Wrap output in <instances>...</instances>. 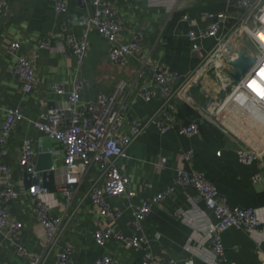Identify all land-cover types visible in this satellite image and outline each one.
<instances>
[{
    "label": "crops",
    "instance_id": "crops-1",
    "mask_svg": "<svg viewBox=\"0 0 264 264\" xmlns=\"http://www.w3.org/2000/svg\"><path fill=\"white\" fill-rule=\"evenodd\" d=\"M84 1L86 9L92 10L93 0ZM105 1L114 4L123 19V43L130 40L133 32L144 33L143 57H147V64L146 60L135 58H130L127 65L111 62L109 42L96 32L90 34L86 60L78 64L71 53L63 51L59 34L69 31L80 37L83 23L75 22V18L67 21L66 16L57 17L53 0H6L10 12L0 17V103L19 106L29 117H37L41 110L61 107L67 100L66 95H58L52 89L56 83L70 90L76 79H87L82 96L95 100L100 93L110 95L116 82L125 79L128 88L132 87L134 98L122 127V132L127 133L133 119L147 120L162 102L150 61L167 65L183 75L200 67L204 72L201 82L193 88L192 94L175 96L173 103L175 117L184 122L198 120L201 131L193 137H185L176 130L162 134L154 125L150 126L129 148L127 157L118 160L119 169L130 178L128 189L137 194L135 197H127L126 194L107 197L110 206L120 211V215L110 217L101 213L92 198L93 186L97 185L100 175L99 166H92L82 175H71L68 189L72 197L69 199L61 189L66 181L63 145L52 141V154L57 166L54 171L56 188L50 190V200L55 205L52 214L63 216L67 221L62 244L71 247L75 264H92L104 255L113 256L122 264H143L147 251L159 261L174 259L180 264H211L210 230L217 220L193 188L177 186L173 195L153 207L141 230H136L133 225L134 209L172 186L177 168L183 165L188 171L205 173L228 207H252L257 210L258 217L263 221L260 228L248 232L231 227L222 233V241L230 264H264V181L253 182L256 173L264 177V104L239 85L262 54L259 50L256 54L247 52L250 57L245 58L247 67H240L242 63L233 61L227 62L231 64L227 69L226 64L216 60L221 50L216 47L215 38L204 39L200 41L203 48L193 49L187 36L191 26L183 20L184 15L196 19L194 30L199 32L209 26L210 13L236 15L237 0ZM68 6L70 16L83 17L87 14L80 6V0H68ZM52 33L56 34L55 38H51L54 50H40L39 42ZM13 42L21 43L19 55L29 56L34 51L39 54L35 62L36 88L28 94L23 92L22 83L13 74L17 57L8 51ZM231 46L225 49V58L240 53L237 47ZM260 67L264 69V60ZM261 69L249 90L264 101ZM141 86L150 87L156 97L150 102L144 101L136 94ZM28 137L34 140L39 154L43 135L28 121H23L13 130L2 160L12 165L13 185L23 193L11 206L13 215L22 223L20 242L29 251L42 253L44 229L26 192V174L18 164L20 147ZM244 147L260 154L251 165L242 164L238 158V150ZM187 151L193 153L190 161L183 160ZM100 184L103 185L102 182ZM109 228L129 236L144 234L149 239V248H129L115 238L105 246L99 245L95 233ZM15 250L12 239L4 240L0 236V263L30 264ZM56 259L57 251L51 254L46 264H55Z\"/></svg>",
    "mask_w": 264,
    "mask_h": 264
},
{
    "label": "built area",
    "instance_id": "built-area-1",
    "mask_svg": "<svg viewBox=\"0 0 264 264\" xmlns=\"http://www.w3.org/2000/svg\"><path fill=\"white\" fill-rule=\"evenodd\" d=\"M57 17L66 16L65 20L72 21L68 15V0H53ZM85 2V1H84ZM86 8H87V3ZM238 12L231 16L228 12L217 14L210 13L209 26L199 32L194 30L197 26L196 19L184 15L183 20L188 22L191 29L187 36L191 40L193 49L203 48L200 41L208 38L216 39V47L220 50L229 32L236 26L239 31L249 34L259 45L261 58L256 66L247 76L239 82V85L247 90L257 101H264L256 97L250 90L251 82L256 79L255 75L262 68L264 60V0H237ZM83 20V32L80 37L69 31L59 34L63 44V51L71 53L82 64L89 54V37L96 32L104 37L109 43L108 56L111 62L127 65L130 58L145 61L143 57L144 33L133 32L128 42L121 40V32L124 27L123 19L117 12L114 4L105 0H93L92 10H87ZM10 5L6 0H0V17L7 16ZM56 34L39 42V49L53 51L51 38ZM20 42H13L9 53L15 55L17 60L13 68L14 76L22 83L23 92L31 93L36 88L37 69L35 62L39 57L37 51L28 55H19ZM154 81L160 90L162 102L157 111L147 120L133 119L127 133L122 132V127L127 120V114L132 107L134 98L131 95L132 87L128 88L125 79L116 82L110 95L100 93L95 100H88L82 96V89L88 84L87 79H76L70 90L59 83L53 85L52 89L58 95H66L67 100L61 107L53 110H41L37 117H29L19 106H4L0 103V236L4 239H12L16 253L26 258L30 264H46L48 258L57 251L55 264H75L72 249L69 245L62 244V238L67 226L63 216L52 214L54 204L50 200L52 192L49 188L38 183H31L27 193L34 206V211L44 229L42 239L43 251L36 253L29 251L21 242L20 234L22 223L13 215L11 206L14 201L22 196V191L16 188L12 182L13 167L7 161L2 160L6 154L7 143L11 139L13 130L23 121L43 136H48L52 141H58L63 145L64 170L66 172L65 184L61 189L71 199L72 194L68 189L70 177L74 173L81 175L92 166L98 165L100 175L97 185L92 189L93 201L99 206L101 213L110 217L120 215V211L113 209L107 202V197H117L126 194L127 197H135L136 191L129 190L130 178L124 175L118 167V160L126 158L129 148L143 135L146 130L154 125L162 134L176 130L185 137H193L200 133L201 126L198 120L184 122L175 117L176 107L173 99L178 94L190 95L204 76L201 68H195L189 73L181 74L171 70L167 65L149 62ZM249 86V87H248ZM136 94L150 102L156 97L154 90L148 86H141ZM68 113L70 116H68ZM220 154V153H218ZM240 162L251 165L259 159L260 154L252 148H241L237 152ZM36 144L31 137L24 139L20 147L18 164L24 174L34 176L37 174ZM192 151L183 154L184 161H190ZM56 170V166L53 167ZM264 181L261 173L253 176V182ZM100 182L103 185H98ZM177 186L193 188L206 207L210 209L217 223L210 230V242L213 259L211 264H230L226 254V248L222 241V233L231 227L254 232L263 225L258 217L257 210L252 207L230 208L218 192L216 186L208 179L205 173L199 171H188L183 165L177 168L175 183L162 193L150 197L137 206L134 211L133 225L136 230L142 229L143 221L149 216L153 207L163 201L166 197L175 193ZM95 239L101 246H105L110 239L115 238L124 242L129 248H149V239L144 234L125 235L109 228L105 231L99 230L95 233ZM180 264L174 259L159 261L149 251L146 252L143 264ZM0 264H12L1 262ZM92 264H122L113 256L104 255L93 261Z\"/></svg>",
    "mask_w": 264,
    "mask_h": 264
},
{
    "label": "water",
    "instance_id": "water-1",
    "mask_svg": "<svg viewBox=\"0 0 264 264\" xmlns=\"http://www.w3.org/2000/svg\"><path fill=\"white\" fill-rule=\"evenodd\" d=\"M80 6L86 10V4L84 0H80ZM72 18H75V22L78 23H83L84 20V17ZM68 116H70L69 113ZM55 166L57 165L52 154V140L48 136H43L40 139L39 154L37 157V174L34 176L28 174L26 175L27 186L30 187L31 183L41 182L42 185L49 188L51 191H54L56 188V181L53 167Z\"/></svg>",
    "mask_w": 264,
    "mask_h": 264
},
{
    "label": "rangeland",
    "instance_id": "rangeland-1",
    "mask_svg": "<svg viewBox=\"0 0 264 264\" xmlns=\"http://www.w3.org/2000/svg\"><path fill=\"white\" fill-rule=\"evenodd\" d=\"M239 29L240 28H238V26H236L231 32H229V35L227 36L226 40L224 41V43L222 45L221 53H219V57L216 58L218 63H220L222 65L226 64L227 66L225 65V67L227 69H229V67H231V64L227 63V62L232 63L233 61H237V63H239V64L242 63V66H240V67H247L248 62L245 58H250L248 53L252 54V52H253L254 54H256V50L258 51V49H260V48H258L259 45L256 43V40L254 38H252V36H250L248 34L241 33L239 31ZM229 45H232V46L234 45L235 47L238 48L237 51H240V53L238 52L237 54L234 55V57L230 56V58H234V59H230L228 57L225 58L223 55L225 49ZM216 66L217 65L215 63V67ZM219 67H220V65L218 66V68Z\"/></svg>",
    "mask_w": 264,
    "mask_h": 264
},
{
    "label": "clouds",
    "instance_id": "clouds-1",
    "mask_svg": "<svg viewBox=\"0 0 264 264\" xmlns=\"http://www.w3.org/2000/svg\"><path fill=\"white\" fill-rule=\"evenodd\" d=\"M261 75H264V69H261Z\"/></svg>",
    "mask_w": 264,
    "mask_h": 264
},
{
    "label": "bare ground",
    "instance_id": "bare-ground-1",
    "mask_svg": "<svg viewBox=\"0 0 264 264\" xmlns=\"http://www.w3.org/2000/svg\"><path fill=\"white\" fill-rule=\"evenodd\" d=\"M245 77H246V76H245ZM245 77H244V78H245ZM244 78H243V79H244ZM241 82H242V80H241Z\"/></svg>",
    "mask_w": 264,
    "mask_h": 264
}]
</instances>
